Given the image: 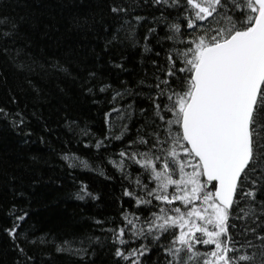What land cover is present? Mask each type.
<instances>
[{"label":"trees","instance_id":"16d2710c","mask_svg":"<svg viewBox=\"0 0 264 264\" xmlns=\"http://www.w3.org/2000/svg\"><path fill=\"white\" fill-rule=\"evenodd\" d=\"M172 23L184 24L181 9L154 0H0V33H7L0 35V264H130L117 248L141 244L149 249L141 264H166L167 235L155 241L126 231V244L115 241L124 215L144 221L159 202L137 206L124 191L142 196L132 180L151 188L147 173L128 162V179L109 161L155 131L156 78L165 79L168 54L181 47L166 38ZM65 155L89 167L70 166ZM81 185L92 194L83 200ZM257 215L230 220L229 232L238 243L251 240L255 247L245 250L261 264L259 205ZM17 224L13 238L6 230ZM245 228L256 231L245 237Z\"/></svg>","mask_w":264,"mask_h":264},{"label":"snow or ice","instance_id":"6c2138e0","mask_svg":"<svg viewBox=\"0 0 264 264\" xmlns=\"http://www.w3.org/2000/svg\"><path fill=\"white\" fill-rule=\"evenodd\" d=\"M154 2L183 12L184 24L168 25L172 34L166 37L181 47L169 52L165 79L156 78L150 125L155 131L148 138L138 135L128 151L109 162L128 179V162L147 173L153 187L137 176L132 183L143 195L127 189L124 195L137 206L157 201L158 210L144 221L124 215L114 239L126 244V231L155 241L167 235L166 264H255V255L245 250L255 245L248 239L234 241L229 221L259 219L257 205L264 214V201H257V192L264 190V0ZM120 96L116 92L113 99ZM124 131L126 126L114 138L122 139ZM133 145H143L145 151H132ZM64 160L89 167L75 156ZM91 195L81 185L78 199ZM176 202L179 206L164 207ZM18 227L6 231L15 238ZM255 231L245 228L240 235ZM255 238L264 242V235ZM260 249L264 264V243ZM148 251L141 244L127 253L117 248L115 255L141 264Z\"/></svg>","mask_w":264,"mask_h":264}]
</instances>
